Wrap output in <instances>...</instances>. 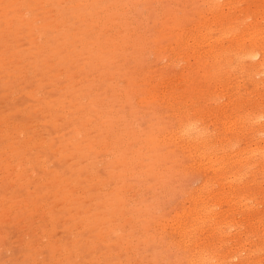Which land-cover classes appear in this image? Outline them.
<instances>
[{
	"label": "bare ground",
	"instance_id": "6f19581e",
	"mask_svg": "<svg viewBox=\"0 0 264 264\" xmlns=\"http://www.w3.org/2000/svg\"><path fill=\"white\" fill-rule=\"evenodd\" d=\"M204 2L206 15L187 28L174 26L177 32L170 37L174 40L156 47L155 58L166 54L168 66L187 61V71L213 84L215 90H205L208 99L197 104L195 79L191 82L188 73L176 79L163 77L161 83L159 75H144L149 95L134 97L136 106L151 118L160 105L172 121L163 129L157 125L154 143L143 133L137 137L139 146L134 150L145 151L144 168L153 169V176L166 182L177 173L186 186L196 177L199 183L182 193L167 194L180 205L171 207L166 218L156 217L154 206L144 205L139 183L131 178L134 174H129L131 161L118 151L108 152L111 158L101 161V148L94 143L84 152L71 151L80 138L78 132L86 133L76 117L83 121L80 112L93 98L86 100L83 94L77 111L69 106L79 127L66 138L58 121L69 123L67 105L74 100L66 86L48 82L64 93L46 102L42 93L25 92L36 103L35 121L8 122L4 117L0 123V228L8 223L9 231L1 232L0 241L14 236L19 223H25L28 231L19 244V257L10 264H155L157 258L164 264H264V233H259L264 228V208L258 206L264 205V12L257 0ZM50 7H44L40 18L30 1L0 0L4 24L0 52L26 35L31 50L50 54L45 64L55 79L60 63L52 53L59 52L51 41L60 36L56 29L67 33L73 29L51 22ZM17 54V48L7 56L0 53V86L9 103L20 98L15 84L25 74L42 88L38 76L44 63L28 64L23 71L26 57L17 59ZM192 60L199 64L194 69ZM132 81L124 80V94L130 93ZM207 102L216 106H201ZM29 110L21 111L26 119ZM51 128L58 131L57 138ZM55 161L61 169L55 168ZM248 168L256 169L244 178ZM80 171L82 176L77 174ZM146 176L147 184L154 187L153 176ZM8 185L6 193L2 187ZM231 227L235 230L228 234Z\"/></svg>",
	"mask_w": 264,
	"mask_h": 264
},
{
	"label": "rangeland",
	"instance_id": "374dc122",
	"mask_svg": "<svg viewBox=\"0 0 264 264\" xmlns=\"http://www.w3.org/2000/svg\"><path fill=\"white\" fill-rule=\"evenodd\" d=\"M27 1L36 6L40 18H42V12L45 11L44 7L52 5L50 7L51 22L55 23L56 26L61 24L67 27L71 26L73 31L67 33L56 29L60 36L56 41H51L52 46H56L59 52L58 54L53 50L52 53L60 63L55 79L48 74L49 69L45 64L50 54L31 50L26 35H21L17 39L19 42H10L5 49H2L1 52H4L7 56L13 49L17 48L18 54L15 56L17 59L22 54L25 55L26 61L23 60L27 63L22 67L23 71L29 68L28 64L40 62L44 65L41 67L38 76L42 88L36 87L32 75L25 74L15 84L20 98L14 102H8L6 93L0 86V123L4 117L8 118V122L35 121L39 116L36 103L25 92L34 90L37 95L42 93V97L46 102H51L59 99L64 93L56 90L54 85L66 86V93L71 95L70 98L74 100L70 103L71 105H67V112H71L70 121L66 123L61 119L58 124L64 125L66 138L71 137L76 132L79 127L77 122L82 124L83 131H86V133L78 132L80 138L75 145L70 147L71 151L80 148L84 152L88 148V144L94 143L96 149L101 148L99 157L101 161H107L108 158H111L107 155L108 152L118 151V154L123 155L127 161L132 162L128 164L129 174L133 173L135 177L131 176V178L139 183L144 205H153V214L156 217L166 218L165 215H167V212L169 214L171 207L180 205L179 201L175 202L168 195L174 190L182 193L187 188H192V186L199 183V179L197 177L193 178L189 181V186H186L187 183L184 182L183 177L178 176L177 173H173L172 179L166 182L162 177L155 178L153 169L144 168L147 165L146 162H142L145 160V151L141 149L134 150L139 146L137 137L140 133H143L150 137V143H154L156 141L154 139L158 136L157 125L160 129H163L172 121L166 118L165 114L163 115V108L160 105L154 108L156 116L151 118L148 113L136 106L134 97H140L142 94L149 95L148 86L145 85L143 79L144 75H149L151 78L159 75L161 77H158L157 81L160 80L161 83L165 79L163 77L176 79V77L181 78L183 73H188L187 77L190 78L191 82L192 77L195 79V87L199 93L196 97L197 104L208 99L205 90H215L213 84L206 83L203 78L196 79V75L194 77L193 74L187 71V61H181L179 66H168L165 59L166 54L158 55L157 59L155 58L156 47H165L174 40L173 37L170 38L177 32L174 26L187 28L191 23L193 24L206 15L204 13L205 0ZM257 3L262 5L261 11L264 12V0H257ZM0 26H4V24L0 23ZM21 28L24 27L20 25ZM43 30L46 33L45 27ZM44 38L51 40L48 36ZM130 38L134 40L131 41ZM1 40L2 38H0ZM2 46L3 44L0 43V48ZM137 48H140L138 53L135 52ZM6 62L8 61L5 59L2 64L6 65ZM49 62L51 65H56L54 59H50ZM190 64H192V69L199 65L196 60L190 61ZM13 65L15 66V63ZM111 66L113 70H111ZM62 79L65 84H62ZM128 79L133 81L129 90L130 93L127 95L121 89ZM229 81L233 82V80ZM48 82H54V85H49ZM109 91L112 94L107 97ZM83 94L86 100L92 97L93 103L90 104L87 101L86 107L84 106V110L80 112L84 117L83 121L79 122L78 117L73 113V110L70 111L69 106H73L77 111ZM107 106L109 108H106ZM201 106L209 109V106L214 108L216 105L207 102ZM24 108L30 109V116L27 119L21 113ZM109 109H111V113L107 115ZM46 114L49 115L50 112ZM51 130L53 137L57 138L58 131L52 128ZM126 132H129L135 139L131 141ZM54 166L57 169L62 168L61 163L58 161H55ZM65 169L75 168L65 167ZM255 169L248 168L243 177L249 178L250 172ZM116 170L119 171L120 169ZM147 173L153 176L152 182L156 184L154 187L151 182L147 184ZM77 174L82 176L83 172L80 171ZM138 174L140 178H138ZM173 182L174 184H172ZM2 190L9 193L10 186H3ZM31 191L32 188L28 187L27 193ZM160 193H163L164 197L165 205L163 207L160 205V197L162 196ZM177 200H179V196ZM260 205L261 203L258 206L264 208V205ZM126 213L128 214V212ZM126 217H129V214ZM24 224L19 223L15 226L13 229L14 236L10 235L9 239L0 241V264H10L19 257L18 253H21L19 251L22 249L19 244H23V237L26 238L28 232L27 229L23 228L25 227ZM228 230L229 234L233 233L235 229L231 227ZM3 231L9 233L8 223L0 228V234ZM259 231H261L259 233H264V228L261 226ZM233 258H231V261L236 259ZM160 259L157 258L155 264H164Z\"/></svg>",
	"mask_w": 264,
	"mask_h": 264
}]
</instances>
